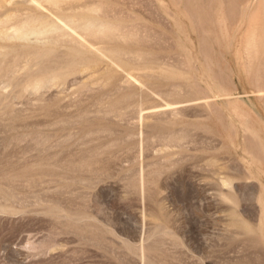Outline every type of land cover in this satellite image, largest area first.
Masks as SVG:
<instances>
[{
	"label": "rangeland",
	"instance_id": "1",
	"mask_svg": "<svg viewBox=\"0 0 264 264\" xmlns=\"http://www.w3.org/2000/svg\"><path fill=\"white\" fill-rule=\"evenodd\" d=\"M0 264H264V0H0Z\"/></svg>",
	"mask_w": 264,
	"mask_h": 264
}]
</instances>
